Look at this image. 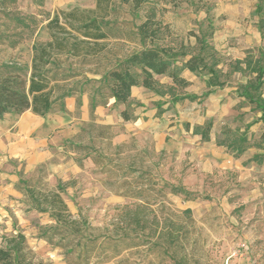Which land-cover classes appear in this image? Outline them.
Returning <instances> with one entry per match:
<instances>
[{
	"label": "crops",
	"instance_id": "0c3cea01",
	"mask_svg": "<svg viewBox=\"0 0 264 264\" xmlns=\"http://www.w3.org/2000/svg\"><path fill=\"white\" fill-rule=\"evenodd\" d=\"M69 1L56 3L61 9L76 7ZM179 5L169 12V27L177 31V47L191 50L177 57L176 64L180 68L198 56L197 69L181 68L183 83L158 75L155 89L132 86L126 103L105 96L92 113L95 129L109 134L102 140L93 139L88 128L85 139H75L91 117L89 89L64 97L66 112L5 113L0 118V186H16L19 176L13 168L31 176L41 166L50 184L52 179L76 178L81 185L104 186L85 182L86 174L101 169L92 160L95 152L73 149L75 142L92 138L100 152L108 143H131L147 153L177 155L187 166L182 184L188 190L213 176L235 186L228 194L241 190L243 204L264 201V0H187ZM138 41L137 36L131 43L141 48ZM145 46L155 44L149 40ZM123 110L129 119H123ZM206 124L209 138L202 140L194 128Z\"/></svg>",
	"mask_w": 264,
	"mask_h": 264
},
{
	"label": "rangeland",
	"instance_id": "374dc122",
	"mask_svg": "<svg viewBox=\"0 0 264 264\" xmlns=\"http://www.w3.org/2000/svg\"><path fill=\"white\" fill-rule=\"evenodd\" d=\"M56 2L0 0V70L9 64L19 67L22 73L29 70L33 43L48 37L47 31L42 28L43 22L49 18L51 11L61 9ZM182 2L187 0H145L137 10H132L120 0H112L109 8L111 13L106 19L113 33L123 32L124 38H109L98 43L104 48L101 53L103 60L111 56L113 62L118 58L114 57L116 54L125 58L139 50L140 47L131 42L138 36V26L151 13L156 31L145 43L150 40L156 47L168 49L174 60L185 52L189 53L190 47H177V31L169 27V12L177 10V3L181 6ZM69 4H75L73 8L81 10L95 8V0H70ZM94 69L84 65L71 69V72L79 75L67 83L68 88L86 86L101 89L100 94L106 92L102 81H88L87 78L95 74ZM120 144L110 148L104 146L100 152L105 158L104 169L111 170L110 173L97 170L84 177L85 182L98 181L104 186L81 185L76 178L62 182L64 186L67 185L62 196L70 212L73 215L80 213L98 226L110 221L117 223L123 216L122 208L125 205L134 208L140 203L118 196L108 188H116L125 178L132 181L141 174L144 175L145 186L152 184L153 190L144 199L149 203L145 204L146 237L153 239L152 232L157 228L156 231L163 237L160 246L155 247L151 241L149 245L125 252L109 264H176L165 254L166 240L171 236H177V243L170 248V253L179 264H264L263 200L257 198L255 204H243L245 197L240 193L241 190L228 194L235 186H228L227 180L213 176L204 177L203 183L193 186L195 190H188L190 186L182 184L187 166L184 161H177L175 154L163 151L155 153L152 150L147 153L127 143L123 147L127 153L120 157L113 156L116 160L110 161L109 154ZM133 159L135 165L131 166ZM12 171L19 174L15 168ZM7 180L10 179L6 177ZM58 182L61 181L52 179L51 185ZM154 214L158 219H153ZM50 222L47 214L30 207L29 200L15 186H0V244L4 235L20 229L42 264H65L58 248L37 237L38 227Z\"/></svg>",
	"mask_w": 264,
	"mask_h": 264
},
{
	"label": "trees",
	"instance_id": "16d2710c",
	"mask_svg": "<svg viewBox=\"0 0 264 264\" xmlns=\"http://www.w3.org/2000/svg\"><path fill=\"white\" fill-rule=\"evenodd\" d=\"M111 1L95 0L94 9H58L47 19L45 28L48 37L33 43L29 70L22 73L20 68L13 64L6 65L0 70V118L7 112L21 113L27 109L38 115L56 110L66 112L63 98L75 94L79 88L82 91L89 89L91 117L88 122L82 124L81 131L75 139H85L87 137L85 131L88 128L94 134L93 139L102 140L108 138L109 134L104 128L95 129L92 113L95 105L104 103L105 96H112L119 104L126 103L131 95L132 86L140 84L147 89H155L158 75H168L175 83H183L178 76L181 68L190 71L197 69L202 61L198 56L189 57L178 68L176 60L168 49L145 46V40L152 38L156 31L152 13L148 14L137 28L141 45L139 50L128 54L125 58H120V55L116 54L114 57L118 58L113 62L111 56L103 60L101 53L104 48L98 43L109 38H124L123 32L113 33L106 19L111 13L109 11ZM120 1L130 9L137 10L145 0ZM97 11L101 12L97 14ZM83 65L95 67L93 72L100 74L101 77L87 79L89 82L105 83L106 92L100 94L101 89L86 86L74 85L68 88L67 83L79 75L71 72V69ZM121 115L125 120L130 118L126 110L121 111ZM209 127V124H206L202 129L194 128V132H199L201 139L207 140ZM92 138L88 143L75 142L73 149L84 153L95 152L92 157L95 165L100 166V170L110 173L111 170L104 169L105 158L93 146L97 144ZM126 144L122 143L118 148L114 147L113 152L109 154V160L114 161L116 159H113V156L124 155L126 149L123 147ZM107 146L112 147L110 143ZM103 147L100 149L102 150ZM130 165H135L134 159ZM18 176L15 189L29 200L32 209L47 214L51 221L38 227L37 237L58 248L65 264H109L125 252L149 245L151 241L155 247L160 246L163 237L156 231L157 228L152 232L153 239L146 237L145 209L149 203L144 199L153 190V186L150 183L149 186L143 184L142 174L132 181L125 178L116 188H108L118 196L140 203L134 208L125 205L122 208L123 216L119 221L117 223L110 221L104 226L93 225L80 213L73 215L62 196L66 186L62 182L56 185L49 184L43 166L31 176H26L22 170L19 171ZM184 211L189 212L188 209ZM153 219H158L156 214L153 215ZM176 243L177 236L169 237L166 240L165 254L173 263L179 264L170 253V248ZM139 256L141 257L140 254ZM42 263L20 229L2 237L0 264Z\"/></svg>",
	"mask_w": 264,
	"mask_h": 264
}]
</instances>
